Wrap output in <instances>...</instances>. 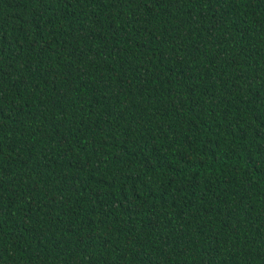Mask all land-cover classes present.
I'll list each match as a JSON object with an SVG mask.
<instances>
[{
	"label": "trees",
	"instance_id": "obj_1",
	"mask_svg": "<svg viewBox=\"0 0 264 264\" xmlns=\"http://www.w3.org/2000/svg\"><path fill=\"white\" fill-rule=\"evenodd\" d=\"M0 264H264V0H0Z\"/></svg>",
	"mask_w": 264,
	"mask_h": 264
}]
</instances>
